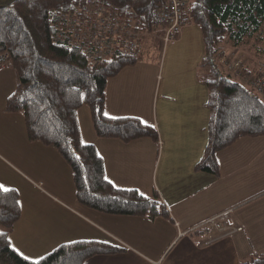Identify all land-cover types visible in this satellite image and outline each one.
Instances as JSON below:
<instances>
[{
  "label": "crops",
  "instance_id": "0c3cea01",
  "mask_svg": "<svg viewBox=\"0 0 264 264\" xmlns=\"http://www.w3.org/2000/svg\"><path fill=\"white\" fill-rule=\"evenodd\" d=\"M203 55L201 30L193 22L163 43L158 56H141L109 78L104 112L139 117L157 128L158 140L81 135L103 158L109 181L147 197L156 191L170 218L112 215L81 205L71 170L57 151L28 139L21 114L3 121L16 77L12 68L0 69V162L25 177L36 193L19 200L20 216L9 233L22 256L36 260L60 243L80 239L125 247L83 264H242L264 252V135L243 136L217 151V174L195 168L207 144L210 115L208 88L200 77ZM247 58L250 67L262 61ZM213 217L216 225L207 222Z\"/></svg>",
  "mask_w": 264,
  "mask_h": 264
},
{
  "label": "trees",
  "instance_id": "16d2710c",
  "mask_svg": "<svg viewBox=\"0 0 264 264\" xmlns=\"http://www.w3.org/2000/svg\"><path fill=\"white\" fill-rule=\"evenodd\" d=\"M131 16L149 29L150 14L166 0H100ZM99 1V2H100ZM84 0H0V53L10 59L16 87L5 108L21 112L28 139L51 146L71 170L76 200L83 206L112 215L170 218L158 195L147 197L136 188L117 187L105 176L103 158L91 142L81 139L77 108L89 107L99 137L131 141L158 140L157 128L133 115H105V91L110 77L138 57L109 55L93 58L57 36L50 19L53 10L73 12ZM190 15L202 34L204 55L200 74L208 88V140L195 168L218 173L217 151L243 136L264 135V100L250 88L224 74L215 59L226 40L240 47L249 40L264 41V0H191ZM192 22V23H193ZM137 25V24H136ZM54 26V27H53ZM151 26V27H150ZM160 35V33L158 34ZM262 51L257 47L255 54ZM250 57V61H254ZM92 59V60H91ZM214 61V62H212ZM257 64V63H256ZM247 62L244 73H253ZM257 64L256 66H258ZM202 73V72H201ZM0 190V264H83L96 254L115 253L125 247L100 240L63 242L39 259H25L10 243L9 233L20 216L18 191ZM264 264V252L251 254L242 264Z\"/></svg>",
  "mask_w": 264,
  "mask_h": 264
},
{
  "label": "built area",
  "instance_id": "2783aa9c",
  "mask_svg": "<svg viewBox=\"0 0 264 264\" xmlns=\"http://www.w3.org/2000/svg\"><path fill=\"white\" fill-rule=\"evenodd\" d=\"M99 1L84 0L73 12L53 10L50 14L59 38L93 58L109 55L138 57L145 37L154 34L158 28L163 31L162 38L164 36L169 42L185 25L193 22L191 0H166L163 7L152 11L149 18L153 30L131 16L120 14L116 7ZM221 59L229 72L237 75L242 72L243 64L239 59L231 62L226 56ZM5 67H10V59L6 53H0V68ZM251 76V90L264 100V64ZM214 219L207 222L216 225ZM241 229L236 227L235 230Z\"/></svg>",
  "mask_w": 264,
  "mask_h": 264
},
{
  "label": "rangeland",
  "instance_id": "374dc122",
  "mask_svg": "<svg viewBox=\"0 0 264 264\" xmlns=\"http://www.w3.org/2000/svg\"><path fill=\"white\" fill-rule=\"evenodd\" d=\"M162 32H163L162 29L158 28L157 30H155L154 34H151V35H148V36L145 37L146 41H145V46H144V50H143L144 53H143L142 58H151L153 55H157L158 56L161 53V48L163 46V43L166 42L164 40V36L162 38ZM159 33H160V35H158ZM157 38H159V39H157ZM155 39H157L158 41L157 40L155 41ZM220 47L223 50L222 53L219 52L220 54L215 59V62L214 61H212V62L217 64L219 69L224 74H229L230 73L231 74V78L239 81L241 84H243L245 86H247V84L250 85L251 84L250 83V79L252 77L251 76L252 73L251 72L250 73H244L243 69L246 66V61L248 59L247 58L248 56H250V57L252 56V57H254V59L257 56L258 58H261V60H262L261 62L257 63V64H259L258 66H255V67L252 68L253 73L255 71L257 72V70H258L260 65L264 64V41L263 40L262 41H256L254 39H251L247 43L243 44L241 47H234L231 44H229L226 40H224V41L221 42ZM257 47H259V48L262 47V51L261 52L257 51L258 54L254 55L255 54V50H256ZM224 56H226L229 59V62H231L233 59H235V60L239 59L242 62L243 68H242V72L239 75L229 72L227 70V68L225 67V65H223L221 63V60H222L221 58L224 57ZM224 59H226V58H224ZM138 66H142L144 68H150L151 67L149 65H143V64H139ZM202 67H203L202 69H203L204 73L207 74L206 73L207 72V66L203 65ZM202 75H203V72H202ZM237 76H239V77H237ZM241 78L244 79L246 83ZM150 82L153 83L154 81L150 80ZM0 83H2L1 80H0ZM6 99H5L4 107L2 109V112L5 114V117H2L3 121H5L7 119L6 115H8V114L19 113L23 117V114L21 112H14V111L6 110V108H5ZM77 120H78L80 135H82L83 139L89 137V131L92 132V131H94V129H93V125H92V120H91L89 107L85 103L81 104L77 108ZM22 127H25L24 118H23V121H22ZM7 158H9V157H7ZM64 163H66V162H64ZM2 165H3L2 162H0V184L4 185L6 188H9V187L15 188L18 191L19 200L20 199L21 200H25L26 198H28L30 196L36 195V193L33 190L32 186L31 185L29 186V184L26 183L25 177H22L19 174V172H15L14 171L15 169L12 170L11 168L3 167ZM12 167L14 168L15 166L13 165ZM53 169H55V168H53ZM64 169L66 171V168H64ZM24 172L25 173H23V172L22 173L23 174H28L29 176H32L31 173H29L28 171H24ZM60 176H61V174H60ZM53 178L55 180L59 179V175H57V173H54L53 174ZM63 178L67 179V175L65 176V173H63V175L61 176V179H63ZM67 181H68V179H67Z\"/></svg>",
  "mask_w": 264,
  "mask_h": 264
},
{
  "label": "snow or ice",
  "instance_id": "6c2138e0",
  "mask_svg": "<svg viewBox=\"0 0 264 264\" xmlns=\"http://www.w3.org/2000/svg\"><path fill=\"white\" fill-rule=\"evenodd\" d=\"M105 115H107V113H105ZM0 190H3L5 192L9 191V189L2 184H0ZM25 259H27V257H25ZM35 264H39V261L35 262Z\"/></svg>",
  "mask_w": 264,
  "mask_h": 264
},
{
  "label": "bare ground",
  "instance_id": "6f19581e",
  "mask_svg": "<svg viewBox=\"0 0 264 264\" xmlns=\"http://www.w3.org/2000/svg\"><path fill=\"white\" fill-rule=\"evenodd\" d=\"M79 6H80V4H79ZM121 14V13H120ZM123 15V14H122ZM128 15V14H127ZM54 27V26H53ZM57 35V34H56ZM58 36V35H57ZM6 53V52H5ZM92 60V59H91ZM11 62V61H10ZM6 68V67H5ZM8 68V67H7ZM0 69H2V68H0Z\"/></svg>",
  "mask_w": 264,
  "mask_h": 264
}]
</instances>
